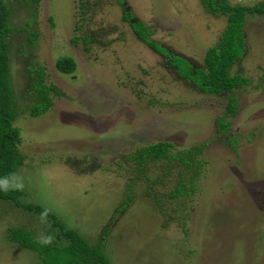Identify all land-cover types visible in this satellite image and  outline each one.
Listing matches in <instances>:
<instances>
[{
    "label": "rangeland",
    "instance_id": "obj_1",
    "mask_svg": "<svg viewBox=\"0 0 264 264\" xmlns=\"http://www.w3.org/2000/svg\"><path fill=\"white\" fill-rule=\"evenodd\" d=\"M5 1L20 199L49 209L89 242L110 227L103 252L111 264H264V15L246 13L243 55L230 69L250 82L211 94L172 64L175 55L202 68L225 27V15L203 0ZM132 21L144 22L165 53L140 40ZM62 55L75 61L73 73L56 69ZM34 65L60 93L30 116ZM228 95L236 108L221 130ZM155 141L170 142L171 152L201 145L195 191L168 195L187 178L176 162L134 161L138 147ZM14 225L41 239L49 219L0 199V264H37L32 250L6 238Z\"/></svg>",
    "mask_w": 264,
    "mask_h": 264
},
{
    "label": "trees",
    "instance_id": "obj_2",
    "mask_svg": "<svg viewBox=\"0 0 264 264\" xmlns=\"http://www.w3.org/2000/svg\"><path fill=\"white\" fill-rule=\"evenodd\" d=\"M214 2L215 0H203L206 10L213 11L214 14L220 11L225 15L226 24L215 44L205 50L202 68H194L185 58L175 55L172 64L176 67V73L191 80L198 90L219 94L242 88L250 82L241 73L232 74L230 69L243 55V19L246 13L264 15V0H259L251 6L238 3L232 5L226 0ZM79 3L81 7L85 5L82 0H79ZM211 7L213 9H210ZM9 15L10 7L5 0H0V199L11 201L28 212L47 217L50 226L47 229L49 234L41 239L35 238L29 229L18 225L7 227L5 236L19 246L32 250L39 258L37 264H111L103 252L106 233L109 232L110 227H103L100 238L96 242H89L87 237L84 238L75 230L65 227L49 209L20 199L23 190L15 177V170L21 165L23 157L18 148L21 141L19 129L13 125L16 113L15 96L8 75L9 57L6 36L9 31L7 26ZM126 19L131 20L130 14ZM130 25L140 40L153 50L165 53L162 47L150 40V32L144 22L132 21ZM34 37L33 34L30 39ZM55 67L61 73L71 74L75 71L76 64L71 56L62 55L56 58ZM30 69L33 73L31 87L34 100L28 108V113L30 116H37L52 107V96L59 95L60 90L53 83L44 82L43 66L34 65ZM179 69L184 70V73L180 74ZM235 108L236 99L228 95L226 106L228 112L224 113L218 122L221 130H225L229 125V121L224 120L225 115H233ZM171 148L172 144L168 141L150 142L138 147L133 158L139 165L158 159H167V164L176 162L178 166L184 167L187 178L179 177L175 187L168 193L170 197L176 198L195 191L202 163L197 157L201 145L197 144L186 150L175 152H171ZM130 197V193L126 192L122 206L128 204ZM159 203L156 199L155 204L159 205ZM122 206H120L121 209Z\"/></svg>",
    "mask_w": 264,
    "mask_h": 264
}]
</instances>
